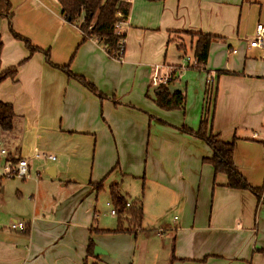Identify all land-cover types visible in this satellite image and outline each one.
Masks as SVG:
<instances>
[{
	"label": "crops",
	"instance_id": "0c3cea01",
	"mask_svg": "<svg viewBox=\"0 0 264 264\" xmlns=\"http://www.w3.org/2000/svg\"><path fill=\"white\" fill-rule=\"evenodd\" d=\"M127 1L122 60L82 41L57 0H9L13 30L40 51L30 53L0 17V72L16 68L0 81L15 113L12 129L0 131L3 170L7 160L29 164L18 188L0 195V264H264V51L247 43L264 22V0ZM198 32L217 39L202 68L181 69L166 86L183 93V106L162 109L151 78L182 68L196 42L188 33ZM209 71L216 87L206 113ZM202 120L221 140L235 138L234 164L260 196L228 187L204 161L210 147L180 129ZM111 185L137 199L139 223L107 203L101 221L98 193ZM146 215L153 225L144 228Z\"/></svg>",
	"mask_w": 264,
	"mask_h": 264
},
{
	"label": "trees",
	"instance_id": "16d2710c",
	"mask_svg": "<svg viewBox=\"0 0 264 264\" xmlns=\"http://www.w3.org/2000/svg\"><path fill=\"white\" fill-rule=\"evenodd\" d=\"M61 5V13L64 20L69 23H74L78 26L82 33V41L88 38H93L98 44L102 45L107 54L114 57L119 48L121 36L114 31V24L117 20L125 19L128 16L130 3L127 0H57ZM120 12L122 17L116 14ZM11 4L9 0H0V17L6 18L9 23V30L12 35L24 42L30 53L40 51L41 49L30 43L29 39L15 32L11 26ZM192 37H196L194 46V55L198 64L205 63L208 56L209 45L212 40L217 39V36L198 33H188ZM1 50V43H0ZM45 61L54 65L49 59V52L43 50ZM60 67V66H59ZM62 70L66 71L69 76L74 77L85 87L95 92L100 98L104 95L98 92L95 86L88 82L83 76L75 75L70 72L67 66H61ZM197 68L198 67H189ZM16 68H8L0 72V81L8 76H13ZM184 95L182 92L174 90L170 92L166 87L159 86L155 90V103L158 107L165 110L179 109L183 106ZM215 99V94H214ZM206 113L208 110L205 107ZM15 113L12 104L0 99V131H10L13 126ZM182 131L195 135L202 139L211 149L210 157L204 158V161L209 163L214 170V173H224L227 176V186L237 189H248L254 192L257 196L261 194V188L251 186L242 174L237 169L233 161L234 141H223L217 133L209 128L207 121L202 120L197 130L189 129L185 126L180 128ZM100 185V184H99ZM99 187V186H98ZM112 204L116 212L119 214L125 213L126 216L139 223L142 217V209L140 206L130 203L126 205L125 198L119 194L117 185H111L109 188ZM94 243L89 240L87 251H94Z\"/></svg>",
	"mask_w": 264,
	"mask_h": 264
},
{
	"label": "built area",
	"instance_id": "2783aa9c",
	"mask_svg": "<svg viewBox=\"0 0 264 264\" xmlns=\"http://www.w3.org/2000/svg\"><path fill=\"white\" fill-rule=\"evenodd\" d=\"M118 17H122V14L120 12H117L116 14ZM125 26H126V20L125 19H120L117 20L114 24V31L118 35H122L125 33ZM124 41H125V36H121L120 41H119V48L117 51V54L114 56L115 59L117 60H122L124 56ZM247 43L249 47H256L260 48L264 51V22H258L255 26V30L252 36H250L247 39ZM236 49H232V53H236ZM183 62L184 66L182 68H177V67H172L171 70L164 74H158L154 73V75L151 78L150 85L152 87H159V86H164L166 87L170 82H172L176 76L177 71L184 69V68H189V67H198L199 69L203 67L204 63L198 64L197 59L193 54H188V52H183ZM206 109L209 110L211 108V104L213 103L214 99V94H215V87H216V74L215 72H207L206 75ZM258 133L254 132L253 133V138H258ZM264 141V138H263ZM7 155V151L5 148L1 146L0 142V156H5ZM33 157L39 158L42 160H55L56 157L55 155L51 153H46V152H36ZM28 161L27 159H18L16 163H13L11 160H7L5 164V169H4V174L6 176H18L21 178H25L28 175ZM108 206H111V213L116 214V210L114 207H112V203L107 202ZM128 206L129 203H126ZM10 228L14 230H25L26 229V224L23 221H13L10 224Z\"/></svg>",
	"mask_w": 264,
	"mask_h": 264
},
{
	"label": "rangeland",
	"instance_id": "374dc122",
	"mask_svg": "<svg viewBox=\"0 0 264 264\" xmlns=\"http://www.w3.org/2000/svg\"><path fill=\"white\" fill-rule=\"evenodd\" d=\"M192 37V36H191ZM192 38H196V37H192ZM3 159H2V156H0V195L3 196L4 194H6L7 192L11 191L13 192L15 190V188H18L16 185L18 184V182L21 181V177H18V176H14V177H11V176H6L4 174V170H3V166H4V163H3ZM87 175V174H85ZM28 176H26L25 178H27ZM127 182V181H125ZM126 184V183H124ZM5 186V193L2 192V189L4 188ZM16 186V187H15ZM122 192V191H121ZM140 195V194H139ZM139 195H136L137 198L140 197ZM8 196V194L6 195ZM109 192H108V189H105L104 191H101L98 193V203H97V206L98 208L100 209V212H101V221L102 222H105V220L103 219L105 216H107V211H109V208L106 207V203L107 202H110L112 203L111 199H109ZM122 196L125 198V200H127L128 202L127 203H137V199L136 198H133L130 194H126V193H123ZM139 199V198H138ZM136 201V202H135ZM112 207H114V205L112 204ZM151 216V215H150ZM146 217V221H142V225H145L143 226L144 228L147 226V223L149 222L150 225H153V220L152 218L148 217L147 215L145 216ZM152 217V216H151ZM110 220V219H109ZM112 222L115 224V218L112 217L111 218ZM122 227L126 228L127 226L123 223L122 224ZM150 231V230H149ZM148 231V232H149ZM154 231V230H153ZM139 241V240H138ZM156 243V241H155ZM138 245L136 246V248L134 249V252H138ZM140 252H142L140 250Z\"/></svg>",
	"mask_w": 264,
	"mask_h": 264
},
{
	"label": "water",
	"instance_id": "95a60500",
	"mask_svg": "<svg viewBox=\"0 0 264 264\" xmlns=\"http://www.w3.org/2000/svg\"><path fill=\"white\" fill-rule=\"evenodd\" d=\"M98 247L97 246H95V248H94V253L96 254L97 253V251H98Z\"/></svg>",
	"mask_w": 264,
	"mask_h": 264
}]
</instances>
